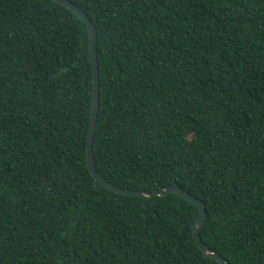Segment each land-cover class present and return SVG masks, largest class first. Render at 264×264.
<instances>
[{
  "label": "trees",
  "instance_id": "1",
  "mask_svg": "<svg viewBox=\"0 0 264 264\" xmlns=\"http://www.w3.org/2000/svg\"><path fill=\"white\" fill-rule=\"evenodd\" d=\"M96 32L99 175L203 202L201 242L264 264V0H69ZM88 30L0 0V264H219L198 207L86 166Z\"/></svg>",
  "mask_w": 264,
  "mask_h": 264
},
{
  "label": "water",
  "instance_id": "2",
  "mask_svg": "<svg viewBox=\"0 0 264 264\" xmlns=\"http://www.w3.org/2000/svg\"><path fill=\"white\" fill-rule=\"evenodd\" d=\"M60 5L66 7L67 9L74 12L76 15L80 17V19L84 22L88 30V42H89V53H90V61L92 67V79H93V91H92V101H91V114H90V123L88 130V137L86 143V166L91 176L101 185L110 189L120 195L125 196H164L168 193L176 194L194 205L198 207V214L195 216L196 225L193 229V239L197 247L203 252L205 257H211L219 262V264H228L222 257L215 254L212 250L208 249L202 242L199 236V230L204 224L205 220V208L202 201L195 199L192 195L184 191L183 189L177 186H167L165 188L156 189L150 192L143 190H128L121 189L106 179H104L101 175L97 173L93 165V157H92V142L94 138V132L97 121V114L99 110V77H98V65H97V55H96V32L93 24L88 19L87 15L76 5H74L69 0H52Z\"/></svg>",
  "mask_w": 264,
  "mask_h": 264
}]
</instances>
